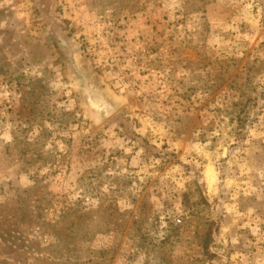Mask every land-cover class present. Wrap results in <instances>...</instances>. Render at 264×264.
<instances>
[{
    "label": "rangeland",
    "instance_id": "obj_1",
    "mask_svg": "<svg viewBox=\"0 0 264 264\" xmlns=\"http://www.w3.org/2000/svg\"><path fill=\"white\" fill-rule=\"evenodd\" d=\"M81 74L126 107L101 124ZM177 141L205 185L166 200ZM185 241L188 264L264 260V0H0V264H173Z\"/></svg>",
    "mask_w": 264,
    "mask_h": 264
},
{
    "label": "clouds",
    "instance_id": "obj_2",
    "mask_svg": "<svg viewBox=\"0 0 264 264\" xmlns=\"http://www.w3.org/2000/svg\"><path fill=\"white\" fill-rule=\"evenodd\" d=\"M79 62H76L75 66ZM90 79L93 77H87L79 82V87L73 90V94L79 99L81 106L85 109L87 113L91 116H96L99 118V122L102 124L106 119L111 117L114 113L119 112L120 110L126 107L127 101L120 93V91L116 88H108L105 87L100 81L96 88L98 89V94L103 96L104 102L106 107H104L101 111L97 112L96 108L94 107L95 99L93 96L88 94L89 89V82ZM59 95L62 97L64 95V90L61 89ZM73 95L69 98L68 104L70 107H75L77 100L72 99ZM198 99L202 102L205 99L204 96L198 94ZM64 104H61L60 107H64ZM217 105H213L216 107ZM154 134L162 139L168 136V133L163 129V127L159 128H152ZM220 133H215L214 135H219ZM200 133L197 132L195 134L196 142L199 140ZM171 143V141H169ZM155 143V140L153 141ZM193 143L185 144L183 141H177L176 143L171 144L170 151H175L177 153L183 152V155L180 159L183 161L184 164L189 165L192 168L191 172H186L182 167H175L171 169L163 178L165 181V187H168V193L166 194V200L171 199L172 193H179V192H187L189 188L187 186L192 185L194 181H199L200 185H205L203 179V166L206 164V161L198 154L199 150L193 147ZM158 147L160 145H157ZM204 147H207L205 145ZM217 154L213 153L215 158ZM200 161V165L197 166L196 161ZM158 163V162H157ZM169 182L170 185L169 186ZM157 204H160V201H156ZM161 207H164L161 204ZM185 215L181 208L176 207L174 211H164L160 214L159 217V240L163 241L166 235L165 230L169 228L168 222L165 223V219L167 221L172 220L175 224H180L181 221L178 217ZM237 243V241H233V244ZM193 247L189 244L188 241H185L182 246H177L176 248L171 249V256L173 259V264H188L186 259L187 255H191L193 252ZM142 264H160L154 257H150L144 255ZM260 264H264V260L260 262Z\"/></svg>",
    "mask_w": 264,
    "mask_h": 264
},
{
    "label": "water",
    "instance_id": "obj_3",
    "mask_svg": "<svg viewBox=\"0 0 264 264\" xmlns=\"http://www.w3.org/2000/svg\"><path fill=\"white\" fill-rule=\"evenodd\" d=\"M81 80L84 79V78H87L86 76H84V74H81ZM89 89H88V94L90 96H93L94 99H95V103H94V107H96L97 109L99 110H102L104 107H106V104L104 102V99L100 96V94H98V91H96L91 85H90V82H89Z\"/></svg>",
    "mask_w": 264,
    "mask_h": 264
}]
</instances>
